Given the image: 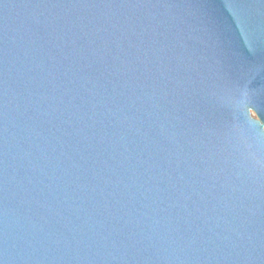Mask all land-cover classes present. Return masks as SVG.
I'll use <instances>...</instances> for the list:
<instances>
[{
	"label": "water",
	"instance_id": "95a60500",
	"mask_svg": "<svg viewBox=\"0 0 264 264\" xmlns=\"http://www.w3.org/2000/svg\"><path fill=\"white\" fill-rule=\"evenodd\" d=\"M0 264H264V0H0Z\"/></svg>",
	"mask_w": 264,
	"mask_h": 264
}]
</instances>
